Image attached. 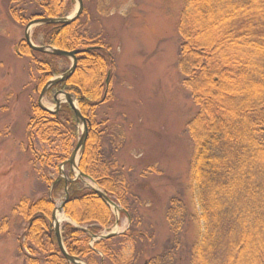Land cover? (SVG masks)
Returning a JSON list of instances; mask_svg holds the SVG:
<instances>
[{"label": "trees", "instance_id": "trees-1", "mask_svg": "<svg viewBox=\"0 0 264 264\" xmlns=\"http://www.w3.org/2000/svg\"><path fill=\"white\" fill-rule=\"evenodd\" d=\"M69 1L6 0V14L23 28L33 20L64 18ZM88 1L82 0V13L73 23L38 26L31 39L41 47L81 51L73 75L51 87L47 96L61 91L77 101L80 114L88 121L78 168L121 206L130 216V225L124 234L91 246L87 232L94 235L109 229L113 214L94 191L75 181L67 184L69 197L63 211L78 226L87 225V232L63 224L62 242L70 256L87 264H164L167 256L173 258L171 251L152 254L153 236L138 232L141 218L131 215L133 202L141 200L130 181L131 171H125L116 160L117 140L106 126L98 129L103 123L95 120L98 109L112 99L103 77L114 66L102 34L89 31ZM177 30L183 84L197 107L188 122L192 154L187 178L198 214L195 220L193 214L187 215L180 199L170 203L169 246L175 247V255L184 264H264V0H182ZM15 54L28 62V75L35 73L34 90L67 71L59 66L66 65L67 58L33 51L24 40L16 44ZM89 71L92 81L86 88L82 73ZM76 125L75 115L66 105L56 114L31 105L27 137L34 153L39 149L35 141L45 145L36 157L42 170L51 171L70 156ZM40 177L47 186L54 182L48 174ZM64 185H55L52 195L45 193L36 203L22 200L17 208L19 215L31 221L22 247L31 253L44 252L38 257L43 264H69L51 230L50 215L53 197L64 196ZM86 212L90 215L81 217ZM189 221L200 223L202 229L193 242L183 244L179 233ZM126 244L131 246L127 255Z\"/></svg>", "mask_w": 264, "mask_h": 264}, {"label": "rangeland", "instance_id": "rangeland-1", "mask_svg": "<svg viewBox=\"0 0 264 264\" xmlns=\"http://www.w3.org/2000/svg\"><path fill=\"white\" fill-rule=\"evenodd\" d=\"M68 3L64 18L72 16L78 7L76 0ZM7 6L6 0H0V264H30L32 261L43 264L38 257L45 255L44 252L31 253L22 247L23 235L31 221L19 215L17 208L22 200L33 204L45 193L52 195L54 188L47 186L40 174H48L55 181L59 165L45 172L36 164V157L45 145L35 141L38 152L31 150L27 124L31 105L38 107L42 89L34 90L35 73L28 75V62L15 54V46L23 40L25 27L10 21ZM86 8L91 15L87 19L89 31L102 34L113 58L114 67L108 80L112 99L98 109L95 120L103 123L98 129L106 126L108 133L119 141H114L119 144L116 160L125 171H131L130 181L134 182L133 189L141 200L133 202L131 217L141 218L138 232L153 236L152 254L169 250L173 258L167 256L164 264H184L180 255H175V247L169 246L172 240L167 221V210L175 198L183 202L187 215L193 214L194 220L198 214L187 178L192 154L188 122L197 107L190 89L183 84L181 37L177 30L182 0H89ZM35 28L30 32V39ZM32 44L37 46L33 41ZM70 65L71 60L67 59L66 65L59 66L68 69ZM84 73L82 84L86 87L92 81V74ZM106 78L107 74L103 82ZM58 99L65 101L63 96ZM73 102L79 109L76 101ZM41 104L55 110L51 98L45 96ZM76 128L75 141L71 140L72 150L83 130L81 124ZM78 158L79 154L76 164ZM63 170L74 177L70 166ZM78 181L84 187L96 186L100 190L89 179L82 177ZM61 197H53L50 215L63 203L64 196ZM91 208L96 211L94 206ZM121 210L118 204L111 207V227L97 232L98 238L109 234L119 236L128 230L130 216ZM61 214L72 221L63 210ZM63 224L66 222L60 225ZM74 225L77 224L72 221V227ZM79 227L87 229L85 224ZM201 229L200 223L186 222L179 233L181 242H193ZM42 240L44 242L45 238ZM95 241L98 239H92L91 245ZM125 246L127 255L131 246ZM32 247L29 245L30 249L38 250Z\"/></svg>", "mask_w": 264, "mask_h": 264}, {"label": "water", "instance_id": "water-1", "mask_svg": "<svg viewBox=\"0 0 264 264\" xmlns=\"http://www.w3.org/2000/svg\"><path fill=\"white\" fill-rule=\"evenodd\" d=\"M76 1H77V4H78V7H77V10L75 11V13L72 16H70L68 18H62V19L46 18V19L34 20V21H31L30 23L27 24V26L25 27V32H24V41H25L26 45L31 50L39 52V53L51 54V55H54V56H57V57H65V58H69L71 60V66L67 70V72H65L64 74H62V75H60L58 77L52 78L42 88V90L40 92V95H39V98H38V102H37V105L40 108V110H42V111H44L46 113H49V114H54V113L58 112L60 110V106L62 104H64V103L68 104L69 107L71 108V110L73 111L74 115H75L76 122L78 124H81L82 127H83L82 128L83 129L82 133L79 136V139L77 140L75 148L71 152L69 158L59 166V176L56 179V181L54 182V184H57L63 178V175H64L63 169H64L65 166L68 165L72 169L73 165L76 163V158H77L78 154H80V152L84 149V146H85V143H86V140H87V135H88L87 121H86V119H84L82 117V115L80 114L78 108H76V106L74 105L72 97L70 95L63 94V93L56 94L55 97H54L56 105H55V110H53V111H51V110L45 108L44 106H42L41 101H42L45 93L51 87H53V86L65 81V80L69 79L73 75V73H74V71L76 69V65H77L76 56L78 54H80L81 51L66 52V51L58 50V49L51 48V47H37V46H34L32 44V42H31V40H30V32H31V30L33 28H35L37 26H41V25L60 24V25H63V26H67V25L73 23L81 15L82 9H83L82 0H76ZM107 83H108V77L106 79V84ZM59 95L63 96L65 98V101H59L57 99V97ZM76 168H77V164H76ZM79 177L80 178L83 177V175L80 172H78V176H76V179L79 178ZM92 189L104 203H106L107 205H109L111 207L115 206L114 203L105 194H103L100 190H98L97 188H92ZM67 196L68 195H67V193L65 191V201L57 208V212H62L63 207H64L65 203L67 202ZM65 222H70V220L68 218H66ZM60 224H61V222L58 223L57 220H56V212L54 211L52 213V215H51V228H52V232L54 233V235L56 237V240H57V243H58V247H59V250H60L61 254L63 255V257L66 259V261L69 264H82V262L78 258L69 256L66 253V250L64 249V246H63L62 241H61ZM113 236H115V234H109L108 236L101 237V238H98L96 236H93V237L94 238H98L99 240H104V239H108V238L113 237Z\"/></svg>", "mask_w": 264, "mask_h": 264}, {"label": "bare ground", "instance_id": "bare-ground-1", "mask_svg": "<svg viewBox=\"0 0 264 264\" xmlns=\"http://www.w3.org/2000/svg\"><path fill=\"white\" fill-rule=\"evenodd\" d=\"M72 171H73L75 176H78V170L76 168V163L73 165ZM99 212L101 213V210ZM89 215H90V212H86V213H82L81 217L86 218ZM56 220H57L58 223H60V222H62L64 220H66V218L61 214V212H57L56 211Z\"/></svg>", "mask_w": 264, "mask_h": 264}, {"label": "flooded vegetation", "instance_id": "flooded-vegetation-1", "mask_svg": "<svg viewBox=\"0 0 264 264\" xmlns=\"http://www.w3.org/2000/svg\"><path fill=\"white\" fill-rule=\"evenodd\" d=\"M67 179V178H66ZM63 180V182L65 183V184H68L69 182L67 181V180ZM68 179H71V178H68Z\"/></svg>", "mask_w": 264, "mask_h": 264}]
</instances>
